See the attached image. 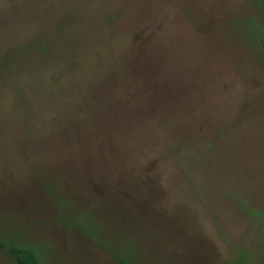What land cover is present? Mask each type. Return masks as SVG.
<instances>
[{
	"label": "rangeland",
	"instance_id": "obj_1",
	"mask_svg": "<svg viewBox=\"0 0 264 264\" xmlns=\"http://www.w3.org/2000/svg\"><path fill=\"white\" fill-rule=\"evenodd\" d=\"M257 23L264 0H0V242L264 264Z\"/></svg>",
	"mask_w": 264,
	"mask_h": 264
},
{
	"label": "trees",
	"instance_id": "obj_2",
	"mask_svg": "<svg viewBox=\"0 0 264 264\" xmlns=\"http://www.w3.org/2000/svg\"><path fill=\"white\" fill-rule=\"evenodd\" d=\"M245 36L250 40L252 44H255L260 39L264 38V25L262 24L258 25L257 23L254 30L253 31L248 30V32L245 33ZM47 190L48 193L51 195V191L49 189ZM57 207L58 208L61 207L62 210H64V208L62 207V205H60V203ZM84 233L86 234V236L93 239L102 248L106 250V252L112 258L114 264H140L132 255L122 256L121 254L115 253L111 251L109 247L103 245L102 241L96 238L90 232L84 231ZM0 249L6 251L8 257L11 258V260H13L15 264H58V263H52L53 261H51L50 258L52 252H50L51 251L50 249L47 248L41 249L40 247L34 246L21 238L20 240H17L15 243H12L11 241L9 242L1 241ZM5 258L7 259V257Z\"/></svg>",
	"mask_w": 264,
	"mask_h": 264
}]
</instances>
